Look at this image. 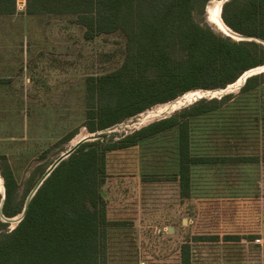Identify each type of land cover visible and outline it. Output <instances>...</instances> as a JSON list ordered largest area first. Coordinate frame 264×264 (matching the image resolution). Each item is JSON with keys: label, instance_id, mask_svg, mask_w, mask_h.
I'll return each mask as SVG.
<instances>
[{"label": "trees", "instance_id": "obj_1", "mask_svg": "<svg viewBox=\"0 0 264 264\" xmlns=\"http://www.w3.org/2000/svg\"><path fill=\"white\" fill-rule=\"evenodd\" d=\"M210 1L27 0V12L74 14L86 28L87 39L115 32L126 36L122 67L92 78L88 89L87 127L95 132L191 90L225 88L246 71L264 65L263 44L235 40L196 19V14L206 13ZM16 2L0 0V14L13 13ZM222 18L235 32L264 40V0H228ZM121 80H142L145 94L125 101ZM258 89L261 95L253 96ZM261 116L263 73L247 78L237 93L199 99L116 141L102 137L82 143L45 180L23 220L14 229L0 232V264H108V229L119 225L108 217L103 190L109 152L176 128L179 171L172 179L178 181L181 197L188 198L194 166L257 160L252 154L235 155L230 150L236 149V139L245 144L259 131ZM237 129L240 135H235ZM0 157L5 161L0 169L6 189L3 211L13 217L22 212L24 200L17 199L20 183L13 168L6 156ZM35 179L29 181V190ZM0 224H5L1 218ZM241 239L234 233L222 239L220 234L197 236L198 241L210 242ZM181 264H194L189 242L181 247Z\"/></svg>", "mask_w": 264, "mask_h": 264}, {"label": "rangeland", "instance_id": "obj_2", "mask_svg": "<svg viewBox=\"0 0 264 264\" xmlns=\"http://www.w3.org/2000/svg\"><path fill=\"white\" fill-rule=\"evenodd\" d=\"M217 5L218 1H210L206 13L196 14V19L219 33H227L212 19L211 9ZM76 21V15L63 14L54 21L58 22L57 27L52 20L43 21L45 30L41 24L33 26L38 34L30 65L33 82L26 91L30 98L21 102L25 99L22 89L14 92L19 94L16 100L19 103L0 97V156L5 155L13 168L20 183L17 199L24 202L34 187L29 190V181L35 177L36 184L50 165L75 144V139L95 133L98 139L116 141L168 113L214 96L208 94L192 100L193 96L183 94L175 99L179 98L176 106L183 104L176 110V106L169 109L156 104L109 128L89 131L88 89L92 78L110 75L122 67L126 36L115 32L87 39L86 28ZM55 30L60 37L52 34ZM56 47L62 51L61 56L45 53L44 49ZM55 65L63 75L58 77L57 87H52L43 72ZM119 85L125 91L122 96L125 101L132 95L139 98L145 94L142 80H121ZM134 88L141 90L133 93ZM220 94L217 92L215 96ZM252 95L260 96L261 89ZM155 110L161 116L150 117ZM235 135H240L238 129ZM236 140V149L230 150L231 153L252 154L257 160L194 166L188 198L180 197L179 184L172 179L179 171L176 128L141 140L135 146L109 152L103 190L108 217L119 221V225L108 229V264H181V247L187 242L192 246L194 264H264L263 116L259 131L245 144L242 139ZM4 165L0 157V169ZM42 169L45 171L41 172ZM3 223L0 232L16 226L12 221ZM228 233H241L244 239L234 243L197 240L199 235L214 234H220L222 239ZM249 236L260 238L250 241Z\"/></svg>", "mask_w": 264, "mask_h": 264}, {"label": "crops", "instance_id": "obj_3", "mask_svg": "<svg viewBox=\"0 0 264 264\" xmlns=\"http://www.w3.org/2000/svg\"><path fill=\"white\" fill-rule=\"evenodd\" d=\"M50 15L54 16V19H44V17ZM59 15L63 14L28 13L27 0H17L16 9L13 13L0 14V90H7L5 92L2 90L0 92V97H7L9 100L12 99L11 101L14 100V103H19L16 102L19 94H14V92H17L16 89H22L25 92V99H23V101H20L25 103L28 101L30 97L28 98V94H26V91L28 93V88L33 82L30 71L33 52L32 46H35L33 45V42L35 41L38 34L35 33L37 28L34 30L32 28L35 25L41 24L45 30L43 23L44 20L46 21V23L52 20V24H54V27H57L58 22L54 21H57ZM76 23L78 25H81L78 23V21H76ZM40 33L43 34V30L41 29V27ZM52 34L56 37H60V34L57 30L53 31ZM46 35H48V38L50 37L48 29ZM98 36H95V38H97ZM59 49L61 48L59 47ZM44 50L46 54H60V56L62 55V51H58L57 47ZM39 51L41 50H38V52ZM43 63L44 62L40 61V64L43 65ZM43 75L47 78L46 81L48 83H51L52 87H57L58 77H61L63 73L57 67V65H55L46 69V72H43ZM21 97H23V95ZM234 234H239L242 236V239L240 241L234 242H241L244 239L243 234ZM259 238L260 237L254 236L253 240H249L254 241Z\"/></svg>", "mask_w": 264, "mask_h": 264}, {"label": "water", "instance_id": "obj_4", "mask_svg": "<svg viewBox=\"0 0 264 264\" xmlns=\"http://www.w3.org/2000/svg\"><path fill=\"white\" fill-rule=\"evenodd\" d=\"M221 1V7H220V17H221V20L223 21V23L225 24V26H227V28L230 30L229 33H224L222 32L223 34L227 35V36H230L231 38L235 39V40H241V41H256V42H259L261 44L264 45V40L262 38H259V37H256V36H248V35H243V34H240V33H237L235 32L234 30H232L223 20L222 18V8H223V5L225 2H227L228 0H220ZM206 11H207V7H206ZM261 66L263 65H260V66H257V67H254L252 69H250L249 74L248 72L246 71L243 75L244 76V81L239 84L238 86L234 87L235 89L234 90H238L240 89L246 82L247 78H249L250 76L252 75H256V74H260V73H263L264 71L262 70L263 68H261ZM242 75V76H243ZM232 88H229V85L225 88H222V89H215V90H203L205 92V94L203 95L204 97L208 94H212L214 96L212 97H218V96H215V93L219 92L221 93L220 95H224L226 93H229V92H233L234 90H231ZM231 90V91H229ZM199 98H202V97H199ZM171 115V113H168L167 115L161 117V118H164V117H167ZM98 139V136H96V134H92L91 136H88V137H84V138H80L79 140H77V142L72 146L70 147L67 151L63 152L51 165L50 167L44 172V174L40 177V179L36 182V184L34 185V187L31 189V191L29 192L25 202H24V206H23V209H22V212L16 216H13V217H7L5 214H4V211H3V207H4V203H5V199H6V189H5V185H4V179H3V183H2V187L3 189L1 190V187H0V193L2 194V198H1V201H0V218L2 221L4 222H16V226L23 220V218L25 217L28 209H29V206H30V203L33 199V197L35 196V194L37 193V191L39 190V188L43 185V183L45 182V180L51 175V173L54 171V169L65 159H67L82 143L86 142V141H92V140H96ZM15 226V227H16ZM14 227V228H15Z\"/></svg>", "mask_w": 264, "mask_h": 264}, {"label": "bare ground", "instance_id": "obj_5", "mask_svg": "<svg viewBox=\"0 0 264 264\" xmlns=\"http://www.w3.org/2000/svg\"><path fill=\"white\" fill-rule=\"evenodd\" d=\"M216 1H218V5L217 6H215V7H212V9H211V16H212V19L215 21V23L217 24V25H219L222 29H224L227 33H229L230 32V30L227 28V26H225V24L223 23V21L221 20V17H220V7H221V1L220 0H216ZM261 68H263L262 70L264 71V65L263 66H261ZM248 71H250V70H248ZM247 71V72H248ZM248 74H249V72H248ZM244 76L245 75H243V76H241L236 82H234V83H232V84H229V88H234V87H236V86H238L239 84H241L243 81H244ZM203 90H205V89H196V90H191V91H189V92H186L184 95H185V97L187 96V93L189 94L188 96H193V98H192V100L193 99H195V98H198V97H203V95L205 94V92H203ZM179 99V98H178ZM177 99V100H178ZM177 100H174V101H169V102H167V103H163V104H160V105H162V106H165V107H167V108H169V109H173V108H175V103H177ZM185 102H187V101H185ZM181 105H183V104H180V103H178L177 104V106H176V108H175V110L177 109V108H179ZM173 111V110H172ZM152 112V111H151ZM159 113L160 112H157V110H155V111H153L151 114H150V117H153V116H156L157 114H158V116H161V115H159ZM161 114V113H160ZM77 140H79V139H75V141L77 142ZM74 141V142H75ZM75 142V143H76ZM1 178H2V181H1V179H0V187H1V190L3 189V187H2V183H3V177L1 176Z\"/></svg>", "mask_w": 264, "mask_h": 264}]
</instances>
